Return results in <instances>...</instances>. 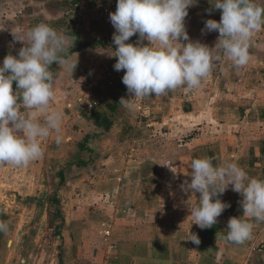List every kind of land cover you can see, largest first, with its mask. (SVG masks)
I'll list each match as a JSON object with an SVG mask.
<instances>
[{
  "label": "crops",
  "instance_id": "obj_1",
  "mask_svg": "<svg viewBox=\"0 0 264 264\" xmlns=\"http://www.w3.org/2000/svg\"><path fill=\"white\" fill-rule=\"evenodd\" d=\"M96 1L0 0V64L9 52L15 55L24 46L13 33L26 37L39 23L63 33L68 50L94 38L108 41L103 26L76 30L68 23L74 4L84 9ZM256 2L264 4V0ZM195 4L206 14L202 13L203 23L185 18L189 37L213 47L215 34L202 29L214 7L209 0ZM216 10L214 14L221 17L222 10ZM136 41L137 35L130 38ZM96 48L83 50L94 53ZM81 50L70 55L73 61L82 57ZM249 56L247 65L236 68L222 55L198 88L178 87L163 96L132 97L129 102L134 108L111 99L109 93L93 111L77 114L79 124L88 116L92 130L68 135L62 151L70 157L81 153L88 164L72 163L58 169V193L62 204L66 203L60 209L64 220L54 224L53 209L49 212L46 207L47 226L42 231L46 235L60 232L58 264H264V234L242 244L221 238L227 234L230 214H242L239 193L229 186L220 199L230 207L215 225L202 230L191 224L189 216V207L199 203L200 194L184 190L185 181L191 180L190 161L205 156L214 165L236 162L249 177L264 180V27L253 33ZM120 85L128 98L126 86ZM115 101L119 103L113 112L110 106ZM108 117L112 121L119 117L120 127L103 129ZM75 137L76 144H71ZM5 197H0V222L7 224L0 231V264H18L13 250L26 214L22 205L30 204L16 195ZM13 219L16 222L10 223ZM190 233L199 236V245L189 240Z\"/></svg>",
  "mask_w": 264,
  "mask_h": 264
},
{
  "label": "clouds",
  "instance_id": "obj_2",
  "mask_svg": "<svg viewBox=\"0 0 264 264\" xmlns=\"http://www.w3.org/2000/svg\"><path fill=\"white\" fill-rule=\"evenodd\" d=\"M197 0H117L116 10L109 13L115 32L114 69L124 71L122 83L130 96L120 103L134 108L130 99L163 96L178 87L198 88L222 54L234 67L249 62V41L254 32L264 27V4L256 0H209L222 10L220 20L207 19L202 31H218L213 47L192 40L185 25L189 7ZM210 11V10H209ZM137 35L135 43L130 38ZM15 40L23 43L17 54H7L0 64V164L27 166L42 157V139L56 132L60 142L62 115L49 110L54 98V63L74 72L77 61L69 55L68 40L49 24L39 23L25 36ZM148 43H143L144 41ZM74 41L72 44L74 45ZM16 89H13V82ZM24 109L32 110L25 114ZM46 113L43 122L36 117ZM171 167V163L167 164ZM191 180L184 190L199 193V203L190 208L194 223L200 229L211 228L217 218L230 207L220 197L231 186L240 194L242 214L227 222V234L221 238L242 244L250 238L252 220L264 221V180L249 177L238 163L224 161L214 165L211 157L190 161ZM7 224L0 222V231ZM190 241L200 238L190 233Z\"/></svg>",
  "mask_w": 264,
  "mask_h": 264
},
{
  "label": "rangeland",
  "instance_id": "obj_3",
  "mask_svg": "<svg viewBox=\"0 0 264 264\" xmlns=\"http://www.w3.org/2000/svg\"><path fill=\"white\" fill-rule=\"evenodd\" d=\"M202 13V10L193 11L192 17L189 14L188 17L200 22L202 20ZM219 18V14L214 16V19L218 20ZM114 32L115 29L113 26L108 28L106 38L110 39L96 48L98 51L92 53L82 49L81 53L83 55L81 58H77L78 62L74 72L67 71L62 66L58 69L59 72L56 74L53 82L55 95L50 101L49 110L58 111L62 115L61 132L59 133L61 137L60 142L57 143L56 140L58 134L52 132L48 137L42 139V147L44 150L42 157L30 162L27 166L0 164V197L6 196L5 199H7L16 195L18 198L25 199L27 205L30 204L26 207L22 203V208H26V214L25 217L22 216L21 218L22 231L16 236V248L13 250V255L17 254L18 264H24L21 259H27V262L30 260L33 264H58L60 256L59 249L61 246L59 243L58 231H53V233L49 235L42 232L47 226L45 209L48 207L49 212L53 209V215L50 214V216L54 219V224L64 220L63 215L60 214V209L62 206H65L66 203L62 204V198L59 197L58 193V169L62 166L78 163L85 159H83L84 156L81 153H76V155H71L70 157L68 152L62 151L61 144L65 142L68 135H78V131L80 130H82V132L92 130L91 127L93 124L88 116L81 118V123H78L76 110L81 103L79 99L81 97L89 98L96 92V85L93 83L99 81L104 76L106 67L117 59L115 56H112L116 47V45L112 43ZM88 38V36H83V39ZM93 40L96 39L94 38ZM120 72V84L125 86L122 83L124 71L122 70ZM120 84L118 88L116 85V87L110 91L112 94L111 99L115 98L121 100ZM21 111L27 114L32 110L24 109L23 106H21ZM86 113L87 112L83 111L84 115H86ZM36 118L43 122L46 118V113H38ZM107 120L112 124L109 126V121L107 122L104 120L103 123L105 127H102L103 129L108 130L111 127H120L117 126L120 122L119 117L115 118L113 121L108 117ZM71 140V144H76V137ZM61 160H65V163H62ZM23 210L21 209L17 213L23 212ZM17 218H15V220L19 221ZM15 220L10 223L16 222ZM10 223H8V225ZM12 238L13 234L10 233L9 239ZM7 240L6 238L5 245ZM11 245L12 242L10 241L8 246ZM5 248L9 254L10 252L7 246Z\"/></svg>",
  "mask_w": 264,
  "mask_h": 264
},
{
  "label": "built area",
  "instance_id": "obj_4",
  "mask_svg": "<svg viewBox=\"0 0 264 264\" xmlns=\"http://www.w3.org/2000/svg\"><path fill=\"white\" fill-rule=\"evenodd\" d=\"M116 5L117 0H98L94 2L91 8L84 7V9L77 4H74L68 12V23L76 30L92 24L103 26L108 30L109 27L113 26L109 19V13L116 10ZM115 62L116 60L106 67L104 76L99 81L93 83L96 85V92H94L89 98L81 97L79 99L81 103L76 110L78 116H80L83 111L89 113L96 109L99 104L106 99L110 91L116 87L119 81L120 71L114 69ZM232 216L239 215L232 212L230 217ZM251 222L253 223V229L250 239L256 241V239L264 234V221L252 220ZM110 248L113 249L114 245H111Z\"/></svg>",
  "mask_w": 264,
  "mask_h": 264
},
{
  "label": "trees",
  "instance_id": "obj_5",
  "mask_svg": "<svg viewBox=\"0 0 264 264\" xmlns=\"http://www.w3.org/2000/svg\"><path fill=\"white\" fill-rule=\"evenodd\" d=\"M105 42H106V39L97 38L96 40H93V41H85V42H82V43H78L73 49L69 50V55H72L73 53H75L77 51H80L83 48H88V47H94V48H96V47H99L102 44H104ZM57 67H58V65L55 64V63L53 65H51V69L50 70L53 72L54 77H55V75L57 73ZM15 85H16V82L14 81L13 82V86H15ZM120 91H121V96L122 97H125L126 96L125 91H123L122 89H120ZM118 103H119L118 101H115V103H113L110 106V110H112L113 112H115L116 109H117ZM82 147H84V146H82ZM78 163H79V165H87L88 164L87 161H83V160H81ZM58 234L60 236V232H58Z\"/></svg>",
  "mask_w": 264,
  "mask_h": 264
},
{
  "label": "flooded vegetation",
  "instance_id": "obj_6",
  "mask_svg": "<svg viewBox=\"0 0 264 264\" xmlns=\"http://www.w3.org/2000/svg\"><path fill=\"white\" fill-rule=\"evenodd\" d=\"M193 11H201L200 9H198L197 7H192V8H189V10H188V14L192 17V14H193ZM203 11V10H202ZM203 14H206V12L205 11H203ZM209 17H211V19H214V16H216V14L214 15V12H212V13H210L209 15H208ZM208 17V18H209ZM210 19V18H209ZM215 20H217V19H215ZM196 21V20H195ZM197 22V21H196ZM200 22H202L203 23V20H201ZM214 38V37H213Z\"/></svg>",
  "mask_w": 264,
  "mask_h": 264
},
{
  "label": "water",
  "instance_id": "obj_7",
  "mask_svg": "<svg viewBox=\"0 0 264 264\" xmlns=\"http://www.w3.org/2000/svg\"><path fill=\"white\" fill-rule=\"evenodd\" d=\"M198 4V3H197ZM196 5V4H195ZM194 5V6H195ZM199 6H201L200 4H198ZM197 5V8L198 9H201L199 6ZM193 7V6H192ZM202 10V9H201ZM212 10V12H216L217 10L216 9H214V8H212L211 9ZM220 20V18L217 20V21H219ZM213 33L215 34L214 36L216 37V40H217V38H218V36H219V33H218V31H213ZM217 55H219V59H218V62H220V60H221V57H222V54H220V53H218Z\"/></svg>",
  "mask_w": 264,
  "mask_h": 264
}]
</instances>
